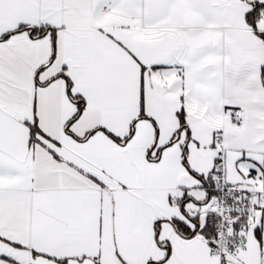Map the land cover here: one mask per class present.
<instances>
[{
	"label": "snow or ice",
	"instance_id": "snow-or-ice-1",
	"mask_svg": "<svg viewBox=\"0 0 264 264\" xmlns=\"http://www.w3.org/2000/svg\"><path fill=\"white\" fill-rule=\"evenodd\" d=\"M0 264H264V0H0Z\"/></svg>",
	"mask_w": 264,
	"mask_h": 264
}]
</instances>
